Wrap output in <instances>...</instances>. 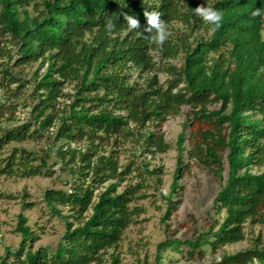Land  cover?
Listing matches in <instances>:
<instances>
[{
	"label": "trees",
	"instance_id": "obj_1",
	"mask_svg": "<svg viewBox=\"0 0 264 264\" xmlns=\"http://www.w3.org/2000/svg\"><path fill=\"white\" fill-rule=\"evenodd\" d=\"M200 5L222 12L219 27L196 15ZM256 8L264 12V0H0V89L9 101L0 103V176H51L55 157L70 184L44 194L65 223L56 247L35 249L40 235L21 212L15 229L21 243L7 248L0 264H104L109 258L121 264L117 249L143 212L136 201L146 196L145 179L162 173L148 162L123 164L122 151L131 142L136 156L167 152L163 125L184 106L190 113L177 140L176 180L189 166L183 154L189 140L190 158L220 180L227 170L213 205L223 219L192 239L160 242L158 261L166 248L180 251L182 244L191 256H203L205 246L216 251L243 241L248 223H264V21L251 15ZM145 10L158 11L167 24L171 35L163 46L145 39ZM125 13L140 28L129 30ZM33 64L31 80L16 70ZM30 85V118L2 124L4 117L14 120ZM43 138L51 141L43 154L23 146L5 154L13 142ZM135 171L141 179L126 183ZM176 180L165 221L182 202L174 198ZM220 258L219 264H264V241L257 237L251 247Z\"/></svg>",
	"mask_w": 264,
	"mask_h": 264
},
{
	"label": "rangeland",
	"instance_id": "obj_2",
	"mask_svg": "<svg viewBox=\"0 0 264 264\" xmlns=\"http://www.w3.org/2000/svg\"><path fill=\"white\" fill-rule=\"evenodd\" d=\"M175 27H182L175 23ZM38 64L25 66L16 70H22L21 76L31 80L32 73L37 69ZM162 78L164 76L162 75ZM70 86L68 89L70 90ZM21 105L14 113V120L9 121L8 117L2 118L4 125H16L30 118V111L34 104L33 86H28L19 99ZM0 103L8 104L9 101L5 92L0 89ZM26 103L27 105H23ZM190 108L184 106L181 112L169 118L163 125L165 139L170 143V148L165 153H158L155 156L143 154L137 151L134 155L136 145L127 142L121 154V162L127 163L135 159L140 165L148 162V167L162 168L159 175L148 176L145 179L143 192L146 196L136 201V204L143 208L138 216V221L132 224L124 233L123 239L117 249L120 254L121 264H211L217 257L224 253H234L251 247L257 237L264 241V223L246 225V238L243 241L222 246L214 251L212 247L205 246V254L195 257L187 253V246L182 244L180 251L172 247L162 252V258L158 261V244L167 238H179L181 240L192 239L198 233L208 231L215 225V220L222 221L223 215H219L214 208V199L225 183L227 170L224 172V179L217 178L209 168L197 163L189 156L191 148L189 140L184 143V161L189 164L183 177L176 180L179 151L177 140L179 134L184 131ZM49 136V133H46ZM186 134L188 132L186 131ZM51 141L46 138L39 140H28L25 142L11 143L5 154H8L13 146H23L44 153ZM55 157L49 159L51 176L18 177L0 176V192L4 195L0 199V255L6 253L7 248L16 249L19 247L22 237L15 231L18 214L23 212L28 217V224L40 235V239L34 244L35 249L41 245L55 248L60 237L65 231L63 219L52 214L47 203L44 201V194L48 188L69 189L68 176L60 170L61 163ZM143 167V166H142ZM227 169V165H226ZM255 172L260 171L258 167ZM140 171H135L128 182H137L141 179ZM143 176H147L143 174ZM142 176V177H143ZM177 181V191L174 198L182 200L178 209L173 213L171 219L163 220L167 208L166 196L171 185ZM123 188V187H122ZM24 202L33 203L32 207H24ZM67 211L64 210V213ZM109 257V255H107ZM104 264H111L110 258ZM253 264H262L255 260Z\"/></svg>",
	"mask_w": 264,
	"mask_h": 264
},
{
	"label": "clouds",
	"instance_id": "obj_3",
	"mask_svg": "<svg viewBox=\"0 0 264 264\" xmlns=\"http://www.w3.org/2000/svg\"><path fill=\"white\" fill-rule=\"evenodd\" d=\"M195 13L203 19V21L211 26L219 27L223 19V14L219 10L211 6L200 5L195 8ZM144 17L147 21V27L144 29V32L149 33V36H146L145 39L149 40V43L156 44L157 46H163V44L168 40L171 35V32L168 29L165 21L161 19V13L158 11H147L143 12ZM253 17H261L264 21V12L260 8H256L251 12ZM124 19L127 22L129 30L140 28V20L135 16L124 14ZM105 27L108 31H111L115 28V23L109 19L106 21ZM214 30V29H213ZM261 39L264 40V27H262L260 32ZM220 257H217V262L219 264Z\"/></svg>",
	"mask_w": 264,
	"mask_h": 264
}]
</instances>
